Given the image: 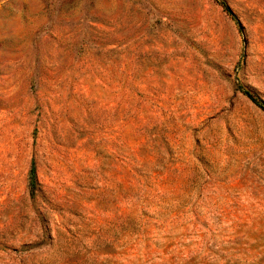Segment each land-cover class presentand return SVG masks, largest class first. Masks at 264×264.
<instances>
[{"label": "rangeland", "instance_id": "374dc122", "mask_svg": "<svg viewBox=\"0 0 264 264\" xmlns=\"http://www.w3.org/2000/svg\"><path fill=\"white\" fill-rule=\"evenodd\" d=\"M224 1L0 0V264H264V0Z\"/></svg>", "mask_w": 264, "mask_h": 264}, {"label": "trees", "instance_id": "16d2710c", "mask_svg": "<svg viewBox=\"0 0 264 264\" xmlns=\"http://www.w3.org/2000/svg\"><path fill=\"white\" fill-rule=\"evenodd\" d=\"M221 4L224 5V7L227 8V4L224 0H219ZM255 103H257L261 108L264 109V100L257 97L253 92L250 90L244 89L243 90ZM39 180H38V174L35 164H32L31 171H30V186L32 192H35L36 188L38 187Z\"/></svg>", "mask_w": 264, "mask_h": 264}]
</instances>
